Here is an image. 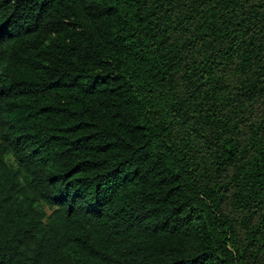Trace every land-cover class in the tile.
<instances>
[{
	"label": "trees",
	"instance_id": "trees-1",
	"mask_svg": "<svg viewBox=\"0 0 264 264\" xmlns=\"http://www.w3.org/2000/svg\"><path fill=\"white\" fill-rule=\"evenodd\" d=\"M0 264H264V0H0Z\"/></svg>",
	"mask_w": 264,
	"mask_h": 264
}]
</instances>
